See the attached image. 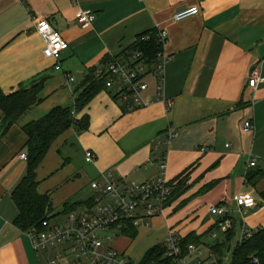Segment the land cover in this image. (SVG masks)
<instances>
[{
    "label": "crops",
    "instance_id": "obj_1",
    "mask_svg": "<svg viewBox=\"0 0 264 264\" xmlns=\"http://www.w3.org/2000/svg\"><path fill=\"white\" fill-rule=\"evenodd\" d=\"M190 6H197L199 14L173 20ZM82 9L95 14L87 28L77 22ZM43 21L68 43L59 71L42 54L44 41L36 28ZM159 29L167 32L165 102L126 110L111 90L98 89L74 111L78 123L48 150L37 170L38 191L49 194L57 213L66 204L89 200L94 193L90 182L103 173L125 184L148 180L165 155L173 193L162 215L142 230L153 239L149 248L168 231L201 236L204 246L216 221L209 206L234 210L239 192L250 193L257 203L240 214L245 226L264 227V82L256 88L248 84L254 69L264 77V0H0V90L9 93L34 78L44 79L38 102L0 130V264H43L50 255L35 253L16 225L18 209L11 195L27 169L20 158L27 151L22 127L54 107H72L92 71L128 57L138 35ZM147 80L144 98L154 100L157 83ZM246 121L253 125L248 131ZM169 131L178 134L171 143ZM72 143L77 160L67 152ZM85 150L95 155L91 163L84 161ZM251 159L256 160L253 167L248 166ZM135 238L119 236L114 246L129 255Z\"/></svg>",
    "mask_w": 264,
    "mask_h": 264
},
{
    "label": "built area",
    "instance_id": "obj_2",
    "mask_svg": "<svg viewBox=\"0 0 264 264\" xmlns=\"http://www.w3.org/2000/svg\"><path fill=\"white\" fill-rule=\"evenodd\" d=\"M198 14L199 8L190 6L176 12L173 20L178 22ZM94 20L95 14L91 9H82L77 15V22L82 28L91 26ZM36 31L44 41L43 56L55 61L54 70H61V53L68 48V43L48 21L39 23ZM155 37L161 50L151 63L142 60L141 53L135 51L128 57L109 60L94 70V76L102 79L104 87L113 92L126 110L153 101L165 102L162 94L163 75L169 58L163 51V46L167 41V32L159 29L155 31ZM145 38L148 39V36ZM67 77L68 81L73 80L71 76ZM148 77H152L157 83L158 96L154 100L144 98L149 86ZM259 82H264V77L254 69L250 73L248 84L251 88H256ZM166 106L170 107L171 103L167 102ZM252 128L249 121L244 123L245 131ZM177 136V132L169 131L167 142L171 143ZM159 143L158 141L157 144ZM94 156L92 150L84 151L85 162L91 163ZM20 158L26 161V153H21ZM255 165L256 160L251 159L248 166ZM166 170L167 159L162 155L157 174L140 183L125 184L116 181L111 173H103L100 179L90 182L94 192L89 199L90 205L65 214L63 223L45 221L43 228H32L25 232L32 250L35 253L50 254L43 264H141V260L133 261L126 253L118 251L114 246V237L127 236L123 231L129 228L135 229L137 234L148 230L152 220L162 215L173 191ZM234 206L231 211L224 205L209 206V214L216 219L210 235L213 244L218 241L219 235L224 237L236 221L238 227L235 244L251 238L257 230L247 228L240 216L244 210L257 206L254 197L248 192H239L234 198ZM180 239L175 232L168 231L162 241L164 257L171 259L174 264H218L214 253L205 244H188L187 256L181 257ZM189 256L193 258L187 261ZM250 264H260L259 258L252 255Z\"/></svg>",
    "mask_w": 264,
    "mask_h": 264
},
{
    "label": "trees",
    "instance_id": "obj_3",
    "mask_svg": "<svg viewBox=\"0 0 264 264\" xmlns=\"http://www.w3.org/2000/svg\"><path fill=\"white\" fill-rule=\"evenodd\" d=\"M146 36L148 39L145 38ZM160 50V44L155 37V31H153L138 35L127 52L137 51L141 53L142 60L151 63ZM43 81V78H34L27 85H22L9 93H3L0 90V111L2 112L0 130L5 131L32 105L38 102V94L43 87ZM102 87H104L102 79H97L94 76V71H92L91 75H88L81 84V91L72 107H54L44 117L31 121L22 127L27 137V169L26 174L11 195L18 209L16 225L22 231L26 232L32 228L41 229L43 222L52 221L54 215H52L51 198L49 194H42L38 191L37 170L54 141L78 123L72 112L82 109L95 92ZM90 204L91 201L86 200L85 202L64 205L65 207L60 212L64 214L66 209H69L70 212V210L73 211L78 207ZM237 227V224L234 223L232 229L221 241H216L210 246V250L217 258V263L224 264L227 260V264H250V257L254 255L259 258L260 264H264V227L258 228L251 238L241 244H235ZM123 234L135 238L137 232L135 229L129 228L124 230ZM188 244L202 245L201 236L196 237L189 234L181 237V257L187 256ZM229 245L230 249L227 251ZM164 253L163 243L159 242L146 251L141 259V264H174L171 259L164 257Z\"/></svg>",
    "mask_w": 264,
    "mask_h": 264
},
{
    "label": "rangeland",
    "instance_id": "obj_4",
    "mask_svg": "<svg viewBox=\"0 0 264 264\" xmlns=\"http://www.w3.org/2000/svg\"><path fill=\"white\" fill-rule=\"evenodd\" d=\"M67 152H68L69 156L71 155V157L75 158L76 160L80 158V155L78 154V152L75 148V145H73V143L69 145ZM67 205L68 204H66V206ZM64 212H65L64 214L61 212H57V213L53 212L52 215H54V217L51 219L52 220L51 222L56 223V224L63 223L65 221V214H66V212L67 213L69 212V209L64 210ZM70 212H72V210H70ZM145 233L146 232L142 231L139 234V236L133 240V242L131 244V248L134 250V252L129 253L128 256L133 261L141 260L143 258V256L145 255L147 248H149V246L153 243L152 237L146 239V236L148 234H145ZM116 238L117 237H114V240ZM204 241H206L205 242L206 248H208V247L210 248V246L213 244V242L211 240V236H208L206 239H204ZM226 262H227V260H225L224 264H227Z\"/></svg>",
    "mask_w": 264,
    "mask_h": 264
},
{
    "label": "water",
    "instance_id": "obj_5",
    "mask_svg": "<svg viewBox=\"0 0 264 264\" xmlns=\"http://www.w3.org/2000/svg\"><path fill=\"white\" fill-rule=\"evenodd\" d=\"M229 249H230V245L228 246L227 251H229Z\"/></svg>",
    "mask_w": 264,
    "mask_h": 264
}]
</instances>
